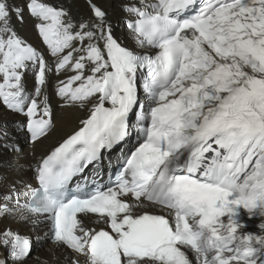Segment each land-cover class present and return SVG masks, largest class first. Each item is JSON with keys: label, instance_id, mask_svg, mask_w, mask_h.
I'll return each instance as SVG.
<instances>
[{"label": "snow or ice", "instance_id": "1", "mask_svg": "<svg viewBox=\"0 0 264 264\" xmlns=\"http://www.w3.org/2000/svg\"><path fill=\"white\" fill-rule=\"evenodd\" d=\"M82 3L0 0V264H264V0Z\"/></svg>", "mask_w": 264, "mask_h": 264}, {"label": "bare ground", "instance_id": "2", "mask_svg": "<svg viewBox=\"0 0 264 264\" xmlns=\"http://www.w3.org/2000/svg\"><path fill=\"white\" fill-rule=\"evenodd\" d=\"M108 2H109V0H104L105 4H107ZM80 3H81V7H83L82 0H80ZM28 35L34 44L42 46V42L38 38L35 31L32 30L31 22L29 23V26H28ZM80 116H81V113L74 110V109H70V110H67L64 113H62L60 115V117L58 118V131H57L54 139L59 138L60 136L66 135L67 133L72 131L73 128L76 127L77 122H78V118ZM51 143H52V141H46L44 145H41L37 149V151L42 152V151L46 150L49 146H51ZM25 147L27 150V146H25ZM131 147H132V144H125L123 150L126 152ZM120 154L121 153L119 151H117L113 154L112 158H113L114 162H115L116 158L118 156H120ZM257 223H258V221H257ZM48 247H50V243L47 247L37 248L35 250V254L40 256L41 258H46L49 262H53L54 261L53 253L48 250ZM56 256H60L61 260L63 259L61 253H59V252L56 253ZM56 264H59V262H56Z\"/></svg>", "mask_w": 264, "mask_h": 264}]
</instances>
